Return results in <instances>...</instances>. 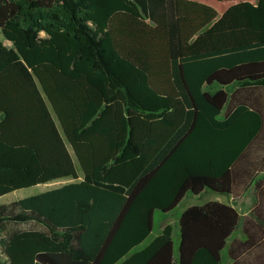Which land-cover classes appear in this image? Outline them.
<instances>
[{
    "label": "trees",
    "instance_id": "obj_1",
    "mask_svg": "<svg viewBox=\"0 0 264 264\" xmlns=\"http://www.w3.org/2000/svg\"><path fill=\"white\" fill-rule=\"evenodd\" d=\"M0 30V198L75 180L0 205V264H264V0H0ZM205 191L249 215L138 250Z\"/></svg>",
    "mask_w": 264,
    "mask_h": 264
},
{
    "label": "rangeland",
    "instance_id": "obj_2",
    "mask_svg": "<svg viewBox=\"0 0 264 264\" xmlns=\"http://www.w3.org/2000/svg\"><path fill=\"white\" fill-rule=\"evenodd\" d=\"M195 1H199V2H203L206 4H209L211 6H213L215 9L218 10V12L220 14H222L228 7H230L231 5H234L236 3L239 2H243V1H249L252 3H257L258 0H195ZM0 35H1V30H0ZM42 37H46L45 33H42ZM1 38L3 39L5 45L7 46H12V43L5 40L2 36ZM78 167V171L79 174L82 176V170ZM74 179H61V180H57L51 183H47V184H40L34 187H30V188H25V189H21L18 191H15L13 193H10L6 196H3L0 198V205L2 204H8L11 203L13 201H17L20 199H24L33 195H37L43 192H46L48 190L51 189H55L58 187H61L65 184L74 182ZM226 195L224 194H219L213 191H206V193L202 194V195H193L192 193H189L184 199L183 201L179 204V206L171 213L168 214H164L161 212H157L156 215V225L154 227L153 232L155 231V233L158 231L159 225H165L166 223H171L173 224L174 227L178 226V217L190 206H197L202 204L205 200H207L208 198H211V200H221L223 198H225ZM253 201L252 197L250 194H247L245 196V198H242L239 201H236L238 207L241 209V211H244L247 206Z\"/></svg>",
    "mask_w": 264,
    "mask_h": 264
},
{
    "label": "crops",
    "instance_id": "obj_3",
    "mask_svg": "<svg viewBox=\"0 0 264 264\" xmlns=\"http://www.w3.org/2000/svg\"><path fill=\"white\" fill-rule=\"evenodd\" d=\"M253 4H256V3H253ZM204 193H206V191L205 192H203L202 194H204ZM202 194H200V195H202ZM245 198V197H244ZM220 202V203H223V204H226V205H228V206H231V207H234L242 216H247V215H249V213H250V208H251V205H252V203H253V201L247 206V208L244 210V211H241V209L238 207V205H237V203L233 200V198L231 197V196H229V195H226L225 196V198H223V199H221V200H211V198H208L207 200H205L202 204H200V205H197V206H203V205H205V204H207V203H209V202ZM190 207H192V206H190ZM190 207H188V208H190ZM187 208V209H188ZM186 209V210H187ZM185 210V211H186ZM184 211V212H185ZM183 212V213H184ZM182 213V214H183ZM181 214V215H182ZM156 215H157V213L155 214V225H156ZM181 215L178 217V226L177 227H174L173 226V224H171V223H166L165 225H162V226H160L159 225V228H158V231L155 233V231L152 233V235H151V237H150V239H149V241L148 242H146V244H144V245H142L141 247H139L138 248V250H140V249H142L143 247H145L148 243H150L154 238H156L157 236H159L161 233H162V231H163V229H164V227L167 225V224H171L172 226H173V228H174V246H175V256H176V258H177V256H178V248H179V244H180V227H179V219H180V217H181ZM235 238H239V239H241V240H243V241H245L246 240V237L242 234V232L241 231H238L236 234H234V236L229 240V242H228V246L231 244V242L233 241V239H235ZM223 261H224V264H230L231 263V260L229 259V257H228V254H227V250H225V252H224V254H223Z\"/></svg>",
    "mask_w": 264,
    "mask_h": 264
}]
</instances>
